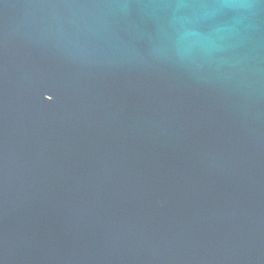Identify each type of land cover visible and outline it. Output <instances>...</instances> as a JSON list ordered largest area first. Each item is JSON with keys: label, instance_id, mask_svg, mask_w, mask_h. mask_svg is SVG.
Instances as JSON below:
<instances>
[{"label": "water", "instance_id": "95a60500", "mask_svg": "<svg viewBox=\"0 0 264 264\" xmlns=\"http://www.w3.org/2000/svg\"><path fill=\"white\" fill-rule=\"evenodd\" d=\"M0 264H264V0H0Z\"/></svg>", "mask_w": 264, "mask_h": 264}, {"label": "snow or ice", "instance_id": "6c2138e0", "mask_svg": "<svg viewBox=\"0 0 264 264\" xmlns=\"http://www.w3.org/2000/svg\"><path fill=\"white\" fill-rule=\"evenodd\" d=\"M183 2L190 3V2H196V0H183Z\"/></svg>", "mask_w": 264, "mask_h": 264}]
</instances>
